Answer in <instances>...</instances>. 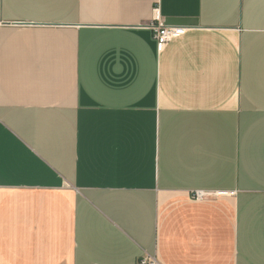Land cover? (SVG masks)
Returning <instances> with one entry per match:
<instances>
[{"label": "crops", "instance_id": "0c3cea01", "mask_svg": "<svg viewBox=\"0 0 264 264\" xmlns=\"http://www.w3.org/2000/svg\"><path fill=\"white\" fill-rule=\"evenodd\" d=\"M145 255L264 264V0H0V264Z\"/></svg>", "mask_w": 264, "mask_h": 264}, {"label": "built area", "instance_id": "2783aa9c", "mask_svg": "<svg viewBox=\"0 0 264 264\" xmlns=\"http://www.w3.org/2000/svg\"><path fill=\"white\" fill-rule=\"evenodd\" d=\"M149 27L154 32V38L157 40L159 48L163 49L174 37L184 34L188 28L170 25L160 15H155L152 22L149 23ZM209 192L195 191L193 197L197 200H202L209 196ZM140 264H160L155 257L145 255L140 260Z\"/></svg>", "mask_w": 264, "mask_h": 264}]
</instances>
